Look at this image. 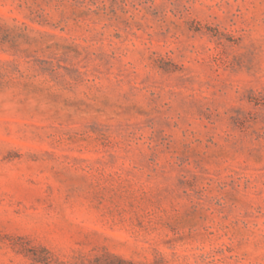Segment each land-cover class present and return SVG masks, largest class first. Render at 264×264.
<instances>
[{
    "label": "rangeland",
    "instance_id": "obj_1",
    "mask_svg": "<svg viewBox=\"0 0 264 264\" xmlns=\"http://www.w3.org/2000/svg\"><path fill=\"white\" fill-rule=\"evenodd\" d=\"M0 264H264V0H0Z\"/></svg>",
    "mask_w": 264,
    "mask_h": 264
}]
</instances>
